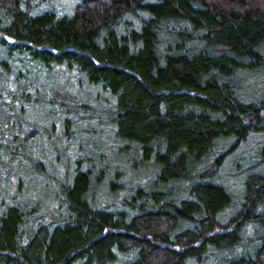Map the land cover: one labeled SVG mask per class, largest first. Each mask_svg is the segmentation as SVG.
<instances>
[{
    "label": "trees",
    "instance_id": "obj_1",
    "mask_svg": "<svg viewBox=\"0 0 264 264\" xmlns=\"http://www.w3.org/2000/svg\"><path fill=\"white\" fill-rule=\"evenodd\" d=\"M49 1L0 0V264H264V0Z\"/></svg>",
    "mask_w": 264,
    "mask_h": 264
},
{
    "label": "rangeland",
    "instance_id": "obj_2",
    "mask_svg": "<svg viewBox=\"0 0 264 264\" xmlns=\"http://www.w3.org/2000/svg\"><path fill=\"white\" fill-rule=\"evenodd\" d=\"M46 1H48V0H46ZM73 1L74 0H51V1H49V3H46V5H48V6L52 7V8H54V9H56L58 12H60V13L63 14V13L69 12V9L71 8V5H72ZM50 7H47V8H50ZM47 8H45L44 6L43 7L41 6L40 7V11H43V10H45ZM259 80H260L259 77H257L256 79L250 80L249 81V89H253V90L257 89L259 87V84H260ZM259 135H262V134H259ZM259 135H256V136L251 137L249 139V143H247L248 145L242 147V149L239 150L236 153V157L237 156L240 157V158H242V157H244V158L248 157L251 154V151H252L251 150V147L254 144V140L258 139L257 137ZM23 182H24V185H25L24 186V190L25 191H29V192H31V194H33V196L30 197V198H27V200L28 201H31L32 199L35 200V197H36V199L42 203V204H40L41 205V209H43V208L46 209L47 206H48V203H49V199H50L49 196H51V193L50 192H47L46 193V192H43V190H38L39 187L36 186V185L34 186L31 183V181H29L28 179L23 180ZM26 185H27V187H26ZM41 188L43 189V187H41ZM31 189H34V190H31ZM14 191H16V188L14 186L13 187L10 186L9 188H6L5 184H3L1 186V189H0V193L1 194H5V195L12 194ZM36 193H37V196H35ZM121 197H122V194H120V196H118V199H121ZM52 213L53 212H51V214ZM51 214H50V216H51ZM114 264H120V263H114Z\"/></svg>",
    "mask_w": 264,
    "mask_h": 264
},
{
    "label": "water",
    "instance_id": "obj_3",
    "mask_svg": "<svg viewBox=\"0 0 264 264\" xmlns=\"http://www.w3.org/2000/svg\"><path fill=\"white\" fill-rule=\"evenodd\" d=\"M6 39H7L8 41H10V42H12V41H13V39H12V38H10V37H8V36H6Z\"/></svg>",
    "mask_w": 264,
    "mask_h": 264
}]
</instances>
